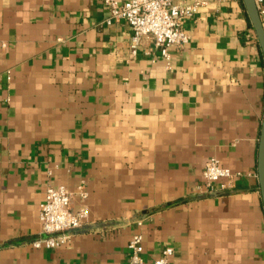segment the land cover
<instances>
[{"label": "crops", "instance_id": "obj_1", "mask_svg": "<svg viewBox=\"0 0 264 264\" xmlns=\"http://www.w3.org/2000/svg\"><path fill=\"white\" fill-rule=\"evenodd\" d=\"M176 1L200 5L168 64L104 0H0V264H128L137 231L144 264H264L258 38L242 0ZM211 156L231 186H203ZM79 183L89 219L34 247L46 187Z\"/></svg>", "mask_w": 264, "mask_h": 264}, {"label": "built area", "instance_id": "obj_2", "mask_svg": "<svg viewBox=\"0 0 264 264\" xmlns=\"http://www.w3.org/2000/svg\"><path fill=\"white\" fill-rule=\"evenodd\" d=\"M258 13L264 27V0H255ZM109 10V22L124 19L132 28L130 42L131 51L135 54L144 37H151L155 47L168 62L172 57V48H182L189 42V34L183 28L184 18L193 15L200 2L183 4L176 0H104ZM240 172L222 165L216 156L209 157L203 169V186L207 189H224L231 186ZM74 194L82 201L88 198V190L84 183H79L75 191L63 184L48 185L44 199L39 205V219L43 236L33 241L36 248H54L70 241L69 231L79 228L89 219L90 209L82 204L76 210L71 209L70 202ZM142 222L138 221L140 225ZM128 264H144V236L135 232L129 242ZM174 250L164 247L159 256L150 264H169Z\"/></svg>", "mask_w": 264, "mask_h": 264}, {"label": "water", "instance_id": "obj_3", "mask_svg": "<svg viewBox=\"0 0 264 264\" xmlns=\"http://www.w3.org/2000/svg\"><path fill=\"white\" fill-rule=\"evenodd\" d=\"M248 14L250 23L256 33L260 49L264 60V27L262 25L258 9L255 0H242ZM258 178L261 188L262 199L264 203V115L262 120L259 148H258V160H257Z\"/></svg>", "mask_w": 264, "mask_h": 264}]
</instances>
